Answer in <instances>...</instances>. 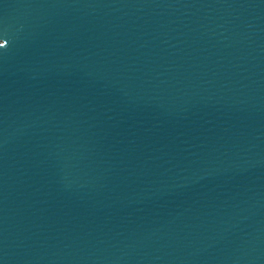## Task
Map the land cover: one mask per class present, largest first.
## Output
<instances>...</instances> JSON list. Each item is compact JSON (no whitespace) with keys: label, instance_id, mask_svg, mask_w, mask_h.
<instances>
[{"label":"water","instance_id":"water-1","mask_svg":"<svg viewBox=\"0 0 264 264\" xmlns=\"http://www.w3.org/2000/svg\"><path fill=\"white\" fill-rule=\"evenodd\" d=\"M0 264H264V0H0Z\"/></svg>","mask_w":264,"mask_h":264},{"label":"snow or ice","instance_id":"snow-or-ice-1","mask_svg":"<svg viewBox=\"0 0 264 264\" xmlns=\"http://www.w3.org/2000/svg\"><path fill=\"white\" fill-rule=\"evenodd\" d=\"M8 40L6 38H4L3 35H0V50H3L6 48V46L8 45Z\"/></svg>","mask_w":264,"mask_h":264}]
</instances>
